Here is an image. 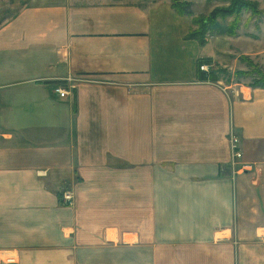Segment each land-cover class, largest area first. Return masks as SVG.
<instances>
[{
    "label": "crops",
    "instance_id": "1",
    "mask_svg": "<svg viewBox=\"0 0 264 264\" xmlns=\"http://www.w3.org/2000/svg\"><path fill=\"white\" fill-rule=\"evenodd\" d=\"M0 2V264H264V88L201 79L195 16Z\"/></svg>",
    "mask_w": 264,
    "mask_h": 264
},
{
    "label": "rangeland",
    "instance_id": "2",
    "mask_svg": "<svg viewBox=\"0 0 264 264\" xmlns=\"http://www.w3.org/2000/svg\"><path fill=\"white\" fill-rule=\"evenodd\" d=\"M176 1L186 3L187 14L195 16L190 37H196L200 43L210 42L212 51L218 53L216 63L208 59L201 61L207 65L208 75L215 76V82L264 88L261 82L264 77V0ZM174 2L172 0V6L176 9ZM7 4L0 2V10ZM216 11L220 12L209 19L208 29H202L205 23L198 20L209 18Z\"/></svg>",
    "mask_w": 264,
    "mask_h": 264
},
{
    "label": "built area",
    "instance_id": "3",
    "mask_svg": "<svg viewBox=\"0 0 264 264\" xmlns=\"http://www.w3.org/2000/svg\"><path fill=\"white\" fill-rule=\"evenodd\" d=\"M201 71L208 72L207 65L203 64L200 66ZM71 80V78H68ZM54 92L58 94L61 98H65L70 94L69 89L63 85H57L54 88ZM230 145L233 152V161L239 160L242 158V153L239 150V138L236 135H232L230 139ZM65 202H67L69 205L73 204V194L71 192H66L63 195ZM0 261L3 263H17V259L14 258H7V261H4L0 258Z\"/></svg>",
    "mask_w": 264,
    "mask_h": 264
},
{
    "label": "trees",
    "instance_id": "4",
    "mask_svg": "<svg viewBox=\"0 0 264 264\" xmlns=\"http://www.w3.org/2000/svg\"><path fill=\"white\" fill-rule=\"evenodd\" d=\"M238 1V0H237ZM186 6V3H180L179 1H176L175 0V2H174V7L178 10V12H180L181 14H187L188 12H186L185 10L186 9H184V7ZM220 12V11H219ZM219 12H214L209 18H206V17H203V18H201L200 20H198V21H202L203 22V24L205 25L202 29H204V30H206V29H208V25H209V19H211V18H215L216 17V14L217 13H219ZM194 22H196V20H195V18H194ZM193 37V36H192ZM196 38V37H195ZM201 65H203V64H201V61L199 62V68H200V66ZM207 76H209L208 75V73L207 72H204ZM210 79V80H212V81H216V79H215V76H213V77H206L205 75H203V76H201V79L202 80H206V79ZM261 82H264V77L262 76L261 77Z\"/></svg>",
    "mask_w": 264,
    "mask_h": 264
},
{
    "label": "bare ground",
    "instance_id": "5",
    "mask_svg": "<svg viewBox=\"0 0 264 264\" xmlns=\"http://www.w3.org/2000/svg\"><path fill=\"white\" fill-rule=\"evenodd\" d=\"M1 259L4 261H7V258H14L15 260L17 259L16 253L10 252V251H3L0 256Z\"/></svg>",
    "mask_w": 264,
    "mask_h": 264
}]
</instances>
